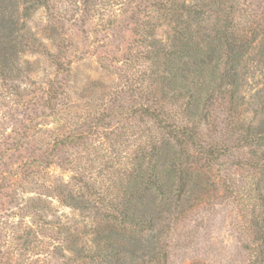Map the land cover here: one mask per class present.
I'll return each instance as SVG.
<instances>
[{
	"label": "rangeland",
	"instance_id": "1",
	"mask_svg": "<svg viewBox=\"0 0 264 264\" xmlns=\"http://www.w3.org/2000/svg\"><path fill=\"white\" fill-rule=\"evenodd\" d=\"M172 1L178 8L183 1L197 3L52 0L50 9L40 7L27 18L34 40L24 51L21 12L14 30L0 29V57L9 58L0 64V264H89L103 224L85 209L94 204L90 195L119 193L125 170L152 143L155 127L140 109L164 98L153 94L151 41L160 48L173 43ZM238 7L240 27L259 32L254 57L264 40V0H239ZM55 58L69 73L57 70ZM259 59L250 72L244 68L242 106L230 109L217 97L211 129L222 158L206 169L194 163L191 207L185 213L184 202L182 214L167 219V264L254 261L250 219L258 182L264 192V174L245 163L250 148H236L233 127L261 117ZM52 83L57 97L48 93ZM70 195L80 207L69 204Z\"/></svg>",
	"mask_w": 264,
	"mask_h": 264
},
{
	"label": "trees",
	"instance_id": "2",
	"mask_svg": "<svg viewBox=\"0 0 264 264\" xmlns=\"http://www.w3.org/2000/svg\"><path fill=\"white\" fill-rule=\"evenodd\" d=\"M51 1L0 0V29L14 30L21 12L24 51L28 41L34 40L27 18L40 7L50 9ZM173 3L168 7L176 31L173 43L160 48L151 41L157 86L153 94L160 92L159 97L164 98L153 99L140 109L155 127L152 143L125 170L119 180V193L90 195L94 204L85 209L98 214L103 224L97 229L95 248L87 255L89 264H167L172 228L167 219L171 213L181 215L184 202L185 213L191 207L187 196L197 185L190 187L191 182L197 183L194 165L202 163L206 169L222 158L219 141L211 129L217 97L225 98L229 108L237 110L244 104V68L252 66L255 56H260L259 63L264 64V40L256 46L260 51L252 56L259 32L240 27L236 14L239 0H197L194 5L183 1L179 8ZM8 60L4 53L0 64L6 66ZM54 60L60 73H69L62 59ZM48 93L59 96V87L52 83ZM259 98L261 117L248 124L237 121L233 130L236 148H250L245 163L264 174V91ZM254 190L257 201L253 202L250 231L255 238L250 250L255 255L252 264H264V192L259 182ZM79 203L70 195V205L80 207Z\"/></svg>",
	"mask_w": 264,
	"mask_h": 264
}]
</instances>
